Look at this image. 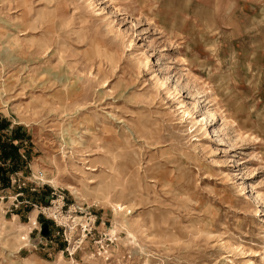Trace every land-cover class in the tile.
<instances>
[{"label":"rangeland","instance_id":"374dc122","mask_svg":"<svg viewBox=\"0 0 264 264\" xmlns=\"http://www.w3.org/2000/svg\"><path fill=\"white\" fill-rule=\"evenodd\" d=\"M0 139V264H264V0H0Z\"/></svg>","mask_w":264,"mask_h":264},{"label":"trees","instance_id":"16d2710c","mask_svg":"<svg viewBox=\"0 0 264 264\" xmlns=\"http://www.w3.org/2000/svg\"><path fill=\"white\" fill-rule=\"evenodd\" d=\"M10 161L9 165L6 164ZM0 163L9 167L8 169L0 166V189H5L9 187V174L14 172V169L19 167V156L17 153V148L5 139H0Z\"/></svg>","mask_w":264,"mask_h":264},{"label":"built area","instance_id":"2783aa9c","mask_svg":"<svg viewBox=\"0 0 264 264\" xmlns=\"http://www.w3.org/2000/svg\"><path fill=\"white\" fill-rule=\"evenodd\" d=\"M54 197L55 199L50 201L49 206L47 208L42 209V213H44L43 211H47L46 212L47 217L51 220V224L53 225L54 228H58V227H62L61 222L66 218L64 215V206H65L64 197L61 194L56 195L55 193H54ZM73 211L81 213V210L76 211L74 209ZM68 218H71L70 215L68 216ZM75 219L76 217L71 220V223H74ZM92 224H94V220ZM56 234H59V232H57ZM48 242L50 243L51 241Z\"/></svg>","mask_w":264,"mask_h":264},{"label":"water","instance_id":"95a60500","mask_svg":"<svg viewBox=\"0 0 264 264\" xmlns=\"http://www.w3.org/2000/svg\"><path fill=\"white\" fill-rule=\"evenodd\" d=\"M40 234L41 237L46 239L48 238L49 232H48V225L47 224H43L40 226Z\"/></svg>","mask_w":264,"mask_h":264},{"label":"bare ground","instance_id":"6f19581e","mask_svg":"<svg viewBox=\"0 0 264 264\" xmlns=\"http://www.w3.org/2000/svg\"><path fill=\"white\" fill-rule=\"evenodd\" d=\"M119 207V206H118ZM119 209H120V207H119Z\"/></svg>","mask_w":264,"mask_h":264}]
</instances>
